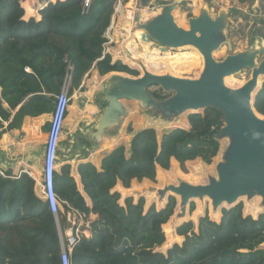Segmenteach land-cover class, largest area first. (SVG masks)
I'll return each mask as SVG.
<instances>
[{"label":"trees","instance_id":"obj_1","mask_svg":"<svg viewBox=\"0 0 264 264\" xmlns=\"http://www.w3.org/2000/svg\"><path fill=\"white\" fill-rule=\"evenodd\" d=\"M41 1L47 4L37 9L36 17L25 20L20 0H0V138L20 126L24 117L52 113L55 96L68 77L72 95L90 70L100 76L113 72L138 76L109 54L103 56L104 35L117 0H92L86 11L82 0ZM238 2L248 7L254 3ZM257 11L264 23V0ZM252 103L255 112L264 115V80ZM187 121L188 128L165 131L158 141L149 130L141 131L128 145L121 143L104 153L98 168L89 161L79 163L82 191L72 166L63 164L79 158L65 157L58 147L56 164L61 165L53 172L52 186L60 202L61 229L70 212L97 216L89 227L91 236L81 237L73 247L69 264H264V213L244 214L242 204L236 203L223 205L212 219L205 207L195 221L188 218L171 230L166 227L176 236L167 245L164 228L178 206L175 196H166L159 208L154 203L146 207L144 196L122 200L115 190L117 184L125 189L134 182L154 185L157 169L168 170L171 160L183 167L216 148L215 134L222 123L214 129L211 118L200 113L187 115ZM245 208L251 213L258 207L249 202ZM195 209L192 202L188 213ZM60 255L55 216L36 195L33 179L26 173L13 174L0 161V264H61Z\"/></svg>","mask_w":264,"mask_h":264},{"label":"water","instance_id":"obj_2","mask_svg":"<svg viewBox=\"0 0 264 264\" xmlns=\"http://www.w3.org/2000/svg\"><path fill=\"white\" fill-rule=\"evenodd\" d=\"M140 11L133 17V30L141 32L140 40L151 48L167 52L169 49L192 47L204 60V66L197 78H178L169 74L157 75L147 71L143 64L138 77L119 73L109 75L105 80L103 94L106 106L99 115L94 131L79 135L86 142L100 143L105 133L117 130L127 117L124 101L138 105L139 111L165 121H173L185 113L213 109L220 113L222 126L215 138L226 140L214 166L215 176H208L207 183L189 184L177 178V184L151 187L161 201L172 195L178 197V218H183L188 206L194 201L207 200L213 211L223 205L232 206L241 198H260L264 208V119L253 109V96L259 78L264 77V41H256L249 49L226 55L216 60L213 54L224 44L231 52L225 31L231 21L227 10L220 9L212 14L205 6L198 15L187 19V29L178 26L173 11L182 0L163 5L154 16L143 18L141 11L149 9L155 0H137ZM249 69L250 77L238 88L227 87L224 78ZM157 85L165 93L172 94L165 99L154 98L147 89ZM55 225L60 236L57 219Z\"/></svg>","mask_w":264,"mask_h":264},{"label":"rangeland","instance_id":"obj_3","mask_svg":"<svg viewBox=\"0 0 264 264\" xmlns=\"http://www.w3.org/2000/svg\"><path fill=\"white\" fill-rule=\"evenodd\" d=\"M170 1H171L170 3H172L175 0H170ZM253 1L254 3L250 7L247 6V3H244V2L240 3L238 2V0H200L199 1V5L201 4L205 6L212 14H217L220 9L226 8L224 10H227L231 17V21L229 22L227 26L225 34L227 37V41H229L231 44L232 51L229 52L227 45L224 44L218 51H216L213 54V57L216 60H222L228 54H231L234 52H240V51L249 49L251 47H254L256 43H258L256 41H261V40L264 41V23L262 22L263 18H260L258 11H257V7L259 6L260 0H253ZM121 2L122 3L120 7L118 3L115 4V8L118 7L119 9L117 18L115 21L116 24H118L122 19L125 18V11H127L128 9L130 10V8H128L129 5H132L135 13L137 12L136 8H138V4L136 0H129L126 3H123V1ZM20 3L25 11V14H24L25 20L30 18L29 16L31 15L35 16L37 8L42 6L41 0H20ZM195 5L196 3L193 0H182V2L178 4L177 8L173 12V16H174L175 22L179 26L186 28L187 19L189 17H194L197 15V8L195 7ZM153 6L155 7V9L153 10L146 9V10L141 11L143 14V18H146L147 16H154L157 14L160 6L156 4V2H153ZM30 9H31V12L28 14L27 10H30ZM234 11H237V12L239 11L241 14L233 15L232 12ZM260 37L262 38L260 39ZM131 39H134V36H131ZM251 40H254L252 45H250ZM113 47L115 49H113V52L111 53V57L115 59L116 52L120 49V46L114 45ZM168 51L175 55H179L181 53L198 54L196 50L192 47L172 49V50L169 49ZM262 57H264V55L261 56L260 59ZM200 66H201L200 68L192 69L191 71L182 73L181 75H176V74H171L169 72H166L165 68L162 69L160 72H154L153 70L149 69L147 66L146 68L148 69V71L154 72L155 74L169 73L171 75L178 76V77L197 78L199 75V72L202 69V63L200 64ZM168 67L170 68V66ZM130 68L135 69L138 72V76L142 75V70L140 68L138 69V67L136 68V66H133V65H130ZM116 73H119L125 76L134 77L127 73H121V72H116ZM110 74L104 77H98V76L91 75V77L86 83L85 88L81 92H79V94H76L73 96L71 100V104H70L71 106H69V110H68V113H67V116L64 122L63 132H64V129H65V132L67 131L71 132L72 127L75 128L76 119H79L82 116H86V115L92 116V112H93L92 106L97 101V98L98 99L100 98L101 92L103 90L102 79L108 77ZM138 76H135V77H138ZM249 77H250V70L244 69V70H241L240 73L234 76H231V78L228 79V82L225 85L230 88H238L241 85H243V83L246 80H248ZM263 80H264V77L259 78L257 89L259 88ZM149 92L153 93L157 99H164L168 97L169 95H171V94H167L163 92L162 89L159 87H150ZM123 103L125 104L124 108L127 107V109H129L130 107L132 110L135 111L137 107V105L131 101H124ZM198 113L204 115L205 117L206 116L210 117L212 120V125L214 123L213 125L214 129L220 127L221 116L217 111L213 109H209V110H200ZM187 115H189V113H185L177 117L173 121H160V120L150 119L149 121L144 122V126L148 127V128H145L144 130H149L150 133L156 139V141H158L161 135L163 134V132L168 131L170 129L179 128L177 126H180L181 128L183 121L187 120ZM259 116L264 119V115H259ZM94 123L95 121L92 120L91 124H94ZM49 124H50V120H49ZM141 131L142 130H139V127L137 128L135 124L133 125L132 123H130V121H128L127 123L126 122L124 123L123 128H122V134L120 136L123 137L125 134H127L131 140L136 134L141 133ZM64 134H63V138L61 141V146L60 145L59 146H60V150L62 152L64 151L63 153H65V155L67 156L68 153H70L68 152V150L71 151L73 135H64ZM216 141H217L216 148L208 149L205 155H203L202 157H197L196 159L186 163L183 167L181 166L171 167L170 169H168V171H166V173H163V174L160 173L157 178V182L154 185H149V186L161 188L164 185H168V184L175 185L177 184V178L189 184H193V185H201V184L207 183L208 176H215L214 166L216 162L219 160L220 153L226 145V140H216ZM104 146H106V144L100 145L96 149H101ZM80 155L82 156L83 154H80ZM90 161L93 162L96 166H98V162H99L98 153H95L94 155H92L90 157ZM75 162L77 163V161H74V163ZM60 165L61 164L57 165L56 169H59ZM34 175L38 181L40 182L42 181L41 169L37 175L34 171ZM149 186L148 184H142L141 186L136 187L133 193L135 195H138L139 193L143 192L145 196L144 198H146V207H148L151 203H154V205L157 208L161 207L163 205L162 203H164L163 201L165 200V197L160 201L155 192H150L148 190ZM77 187L78 189L82 191V187L80 185H78ZM175 198L179 202L178 197H175ZM249 202H253V204H255V206L258 207L257 210L251 213H248L247 209L245 208V203H249ZM193 203L196 209L192 214L188 213V208H189L188 206L186 215L183 218H178L177 213L179 212V208L177 206L175 213L172 217V220L165 225L164 231L167 234V237H166L167 245H170L172 243V240L176 239V236L173 234L172 231L167 232L166 227L171 230V228L173 227V224L175 225L177 223H181V221H184L188 218L195 221L198 212L202 210V213H203L205 207L207 208L209 217L212 219H215L213 217V214L215 211L211 209L209 201L203 200L200 202L196 200ZM237 203L242 204L244 214L256 216L259 213H264L263 207H260L259 197H254L251 200H247V198H241L237 201ZM216 211H218V214H219L220 208L217 209ZM55 219L59 220L60 219L59 215H56ZM94 220L95 219H93L92 215L87 217L84 221H80L78 219L73 220L70 217V219L66 221L65 223V229H61L60 227L61 234L64 235L67 232V230L73 228L72 227L73 223H76V227H78L79 230H81L82 228H85L87 224L90 225ZM85 231L87 233V230ZM90 236H91V233L88 234V237ZM167 245L165 247H167ZM261 248L264 249V244L261 245Z\"/></svg>","mask_w":264,"mask_h":264},{"label":"crops","instance_id":"obj_4","mask_svg":"<svg viewBox=\"0 0 264 264\" xmlns=\"http://www.w3.org/2000/svg\"><path fill=\"white\" fill-rule=\"evenodd\" d=\"M166 1H170V0H166ZM195 7L198 9L199 2L196 3ZM128 8H133V7H132V5H129ZM223 9H226V8H223ZM116 11L118 12L119 9H117ZM36 16H37V11H36L35 16L31 15L29 17H36ZM116 18H117V16H116ZM200 59H201V57H200ZM112 60L115 61V59H113V58H112ZM201 63H202V59H201ZM114 73H116V72H114ZM114 73H111V74H114ZM91 75L98 76V77L106 76V75L100 76L97 74V72L90 70L84 76V78L81 82V85L74 91L75 95L79 94V92H81L85 88L86 83L89 80V78L91 77ZM106 78L102 79L103 90L101 92V96L99 99L97 98V101L92 106V108H93L92 116H90V115L82 116L81 118L75 120L76 123L81 121V122H84V123L90 125L92 123V120H93V121H95V126H93V127L94 128L96 127L99 115H100V113H102V111L104 110V108L106 106V103H105L104 98H103V94L105 91V80H106ZM188 78H190V77H188ZM17 109H15L13 111L12 116L16 112ZM125 110L127 112V117L124 119L123 123L119 126V128L117 130L107 132L106 136L102 138V141L100 143H97V144H95V146L93 145L91 147V149L86 150L87 154L85 156H84V153L82 156L81 155L77 156L76 154H72L71 152L68 153L67 156H65L68 158H71V157L79 158L77 160H70V161L63 162V164L67 163V164H70L72 166L73 174H74L73 176H74L75 181L78 183V185H80V183H79V178H78V174H77L76 169H77V165L79 163L86 162V161L91 162L90 157L92 155H94L95 153H98V156H99L98 166H96L93 162H91L98 168L100 166V162H101V159H102V156L104 153L112 150L118 144L124 143L125 145H128V143L130 142L129 136L127 134H125V135L123 134L124 135L123 137L120 136L122 134V128H123V125L125 122L127 123L128 121H130V123H132L133 125L135 124V126H137V128L139 127V130H142V131L145 128H148V127L144 126V122L149 121L151 119V118H149L150 115L147 113L140 112L138 105H137L135 111L132 110L130 107H129V109H127V107H126ZM95 114H98L96 119H94V117L96 116ZM51 115H52V113L43 114L41 116L34 117V118L24 117L20 126H18L16 128L9 129L6 133L2 134V136L0 138V161L3 162V165H7L9 167L12 170L13 174L25 173V171H29L34 175V171H35V173L37 175L38 172H40V169L42 171L44 143H45V139H46V133H47L48 128H49V120L51 118ZM150 117H154V116H150ZM157 120L165 121V120H162L159 118H157ZM91 127H92V125L90 126V128ZM177 127L180 128V126H177ZM181 128H185V129L188 128V121L187 120L183 121ZM73 133H74V127H72L71 132L70 131L65 132V129L63 132L64 135H73ZM104 144H106V146H104L103 148L96 149L98 146L104 145ZM69 151L70 150H68V152ZM74 161H77V163L75 162L76 163L75 164ZM178 166H179V164L176 161L171 160L170 168L171 167H178ZM166 171H168V170H162V169L158 168L157 169V178H158L160 173L163 174V173H166ZM142 184H148V186L150 185L147 182L142 183ZM142 184H138V183L134 182L127 189L123 188L120 184H117L115 187V190L120 193L122 200L128 196H131V197H133L134 200H137L139 198V196H141V195L144 196V194L142 192V193H139L138 195H135L133 193V191H135L136 187L141 186ZM149 188H151V187L149 186L148 190H149ZM145 200H146V198H145ZM199 213L200 212H198V214ZM92 216H93V219H97L96 215H92Z\"/></svg>","mask_w":264,"mask_h":264},{"label":"built area","instance_id":"obj_5","mask_svg":"<svg viewBox=\"0 0 264 264\" xmlns=\"http://www.w3.org/2000/svg\"><path fill=\"white\" fill-rule=\"evenodd\" d=\"M91 1L92 0H82L83 11H86L89 8ZM121 1L122 0H117L116 2L119 4V7L121 6L122 3ZM52 2H55V0H52ZM46 4L47 2L44 3L42 2V6H45ZM117 9L118 7L117 8L114 7V13L111 19L112 20L111 24L106 30L104 35L106 41L103 44V56L106 54H109L111 56L113 49H115L113 46L119 45L120 49L116 52L115 61H120L122 64L128 66L129 68L130 65H133L136 66V68L138 67L139 69L140 67L137 64L139 59H134L132 57L130 53L131 51L127 46L128 42L131 40L139 41V44L141 43L140 37H134V39H131L133 33L137 32L133 30V17L135 12L133 8H131L130 10L128 9L127 11H125V18L122 19L118 24H116L115 21H116V16L118 14V12L116 11ZM149 9L152 10L155 9L153 4ZM136 10L137 12L140 11L139 8H136ZM128 20L130 22L129 30H127L128 27L126 23V21ZM139 48L141 49V47ZM149 48L152 50L156 49V48H151L150 45ZM25 70L28 71V69ZM69 88H70V78L68 77L60 93L55 96L54 109L51 115L50 124L48 131L46 133V139L44 143L43 165L41 171L42 181L41 182L38 181L37 178L31 172L25 171V173L29 177H31L34 181V189L36 195L48 204L50 211L54 216L57 215L60 202L56 198L53 192L52 175L57 168L56 152L63 138L64 122L69 110V106L71 104V100L75 95V93H73L72 95L69 94ZM70 217L73 220L78 219L80 221H84L86 219L84 215L77 212L68 213L67 221L70 219ZM89 226L90 225L87 224V226L85 227L88 234L90 233ZM72 227L73 228L67 230L69 231L70 237H68L66 233L64 235L60 234L59 236V242L61 247V255H60L61 264H69V257L72 252V249L75 246V244L80 240L81 237L89 238L88 234L84 230L85 228L79 230V228L76 227V223H73Z\"/></svg>","mask_w":264,"mask_h":264},{"label":"bare ground","instance_id":"obj_6","mask_svg":"<svg viewBox=\"0 0 264 264\" xmlns=\"http://www.w3.org/2000/svg\"><path fill=\"white\" fill-rule=\"evenodd\" d=\"M202 6L203 5H201V4L199 5V7L197 9V15L199 14ZM126 23L128 24L127 30H129V25H130L129 20L126 21ZM184 29H187V27ZM140 34H141V32L137 31V32L133 33V36L134 37H140ZM140 44H139V41L131 40L130 42H128L127 46L129 47V49L131 51L130 53H131L132 57L134 59H139V61L143 64L144 68L147 71H148V69L146 68V66L149 69L153 70L154 72H160L162 69L165 68V71H167V69H169L171 71V73L173 72L172 74L181 75L182 73H186L188 71H191L192 69L200 68L201 59H202V69H203V66H204L203 56L196 49L195 50L201 56V59H200L199 55L196 53H194V54L181 53L179 55L172 54L169 51L162 53L159 51V49L151 50L149 48L148 43L141 41ZM139 47H141V49ZM185 48H188V47H185ZM167 65L170 66L171 69ZM202 69H201V71H202ZM149 72H151V71H149ZM154 72H152V73H154ZM164 74H169V73H164ZM157 75H163V74H157ZM169 75H171V74H169ZM171 76H174V75H171ZM231 76H234V75H230V76L225 77V78H227V82H228V79L231 78ZM174 77H178V76H174ZM178 78H188V77H178ZM225 78H224V83H225ZM191 79H194V78H191ZM150 87H158V86L153 85ZM150 87L147 89L148 92H149ZM149 93L154 98H156L151 92H149ZM167 94H172V92L167 93ZM85 230H86V228H85ZM66 234L68 237H70L69 231H67Z\"/></svg>","mask_w":264,"mask_h":264},{"label":"flooded vegetation","instance_id":"obj_7","mask_svg":"<svg viewBox=\"0 0 264 264\" xmlns=\"http://www.w3.org/2000/svg\"><path fill=\"white\" fill-rule=\"evenodd\" d=\"M98 114H95L96 116L94 117V119L97 118ZM91 125H92V127L90 128ZM93 126H95V123L94 124H90V125L86 124L84 122H81V121L78 122V123H75V128H74V133H73V141H72V145H71V151H69V152H71L72 154H76L77 156H80V154H83L84 151L90 149V147H92L93 145L96 144L94 141L93 142H86V141H84L81 138L79 139V142L76 143L77 136H79V135H89L91 132L94 131V127ZM105 136H106V133L103 135V137H105ZM85 143L89 144V147H87L85 145ZM60 146H61V143H60Z\"/></svg>","mask_w":264,"mask_h":264}]
</instances>
